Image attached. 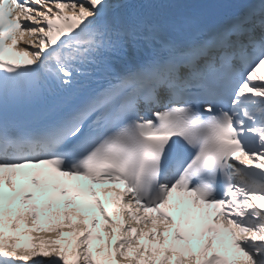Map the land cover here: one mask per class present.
<instances>
[{"label": "snow or ice", "instance_id": "6c2138e0", "mask_svg": "<svg viewBox=\"0 0 264 264\" xmlns=\"http://www.w3.org/2000/svg\"><path fill=\"white\" fill-rule=\"evenodd\" d=\"M6 42L27 60L5 59ZM262 72L264 0H0V184L11 186V170L41 166L89 181L109 257L118 230V264L142 232L163 244L149 213L171 223L162 209L183 194L208 220L201 264H236L209 253L225 235L239 264H264ZM105 181L123 185L102 190L122 222L93 187ZM2 208L0 191V264H69L55 237L71 228L34 226L30 245L18 247L5 239ZM36 219L31 211L28 223ZM79 221L71 264H103L91 251L97 219ZM173 239L184 240L178 228Z\"/></svg>", "mask_w": 264, "mask_h": 264}]
</instances>
